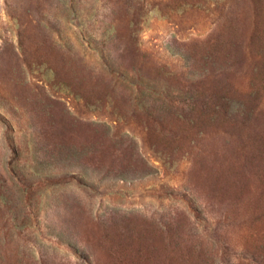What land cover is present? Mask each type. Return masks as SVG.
<instances>
[{
  "label": "rangeland",
  "instance_id": "1",
  "mask_svg": "<svg viewBox=\"0 0 264 264\" xmlns=\"http://www.w3.org/2000/svg\"><path fill=\"white\" fill-rule=\"evenodd\" d=\"M0 264H264V0H0Z\"/></svg>",
  "mask_w": 264,
  "mask_h": 264
}]
</instances>
